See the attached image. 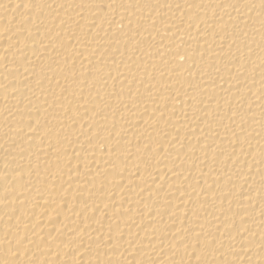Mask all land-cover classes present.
Wrapping results in <instances>:
<instances>
[{
    "label": "bare ground",
    "instance_id": "6f19581e",
    "mask_svg": "<svg viewBox=\"0 0 264 264\" xmlns=\"http://www.w3.org/2000/svg\"><path fill=\"white\" fill-rule=\"evenodd\" d=\"M0 264H264V0H0Z\"/></svg>",
    "mask_w": 264,
    "mask_h": 264
}]
</instances>
